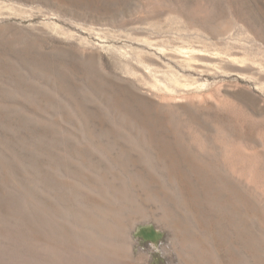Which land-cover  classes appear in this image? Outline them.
<instances>
[{
	"label": "rangeland",
	"instance_id": "obj_1",
	"mask_svg": "<svg viewBox=\"0 0 264 264\" xmlns=\"http://www.w3.org/2000/svg\"><path fill=\"white\" fill-rule=\"evenodd\" d=\"M0 65V264H264V0H0Z\"/></svg>",
	"mask_w": 264,
	"mask_h": 264
},
{
	"label": "bare ground",
	"instance_id": "obj_2",
	"mask_svg": "<svg viewBox=\"0 0 264 264\" xmlns=\"http://www.w3.org/2000/svg\"><path fill=\"white\" fill-rule=\"evenodd\" d=\"M53 14V13H52ZM51 14V15H52ZM44 18V17H43ZM53 21V20H52ZM48 22V21H47ZM51 22V21H50ZM54 22V21H53ZM55 23V22H54ZM52 24V23H51ZM35 35V34H34ZM15 38V37H14ZM75 38V37H74ZM9 39V38H8ZM7 39V40H8ZM17 39V38H16ZM48 40V39H47ZM20 42V41H19ZM44 42V41H43ZM17 43V42H16ZM33 43V42H32ZM45 43V42H44ZM148 43V42H147ZM23 44V43H22ZM154 44V43H153ZM40 45H41V43H40ZM16 46V45H15ZM192 47V46H191ZM191 47H187V48H189V49H187L186 47V49L185 48H182V49H185V50H179L178 49V52H179V54H181L179 57L181 58V59H183V63L184 62H186V63H190V61H192V60H194V59H196V58H199V55L197 54V53H195L194 51L196 50V49H192ZM129 48V47H128ZM137 48V47H136ZM42 50V49H41ZM128 50V49H127ZM162 50V49H161ZM67 51V50H66ZM156 51V50H155ZM155 51H150L152 54H154L153 56L155 57V58H164V57H162V55H160V54H164L165 56H167L164 52H162V51H160L159 50V54L158 53H156ZM197 51V50H196ZM64 52V51H63ZM148 52V51H147ZM149 52V53H150ZM177 52V51H176ZM175 52V53H176ZM122 53V52H121ZM26 55V54H25ZM133 55V54H132ZM27 56V55H26ZM143 56V55H142ZM219 56V55H218ZM220 56H221V54H220ZM201 57V56H200ZM205 57V56H204ZM202 58V57H201ZM137 59V58H136ZM142 59V58H141ZM223 59V58H222ZM13 60V59H12ZM53 60V59H52ZM154 60V59H153ZM156 60H158V59H156ZM163 60V59H162ZM162 60L160 61V60H158V62L160 61V62H162ZM234 60V59H233ZM237 60V59H236ZM245 60V59H244ZM34 61V60H33ZM67 61V60H66ZM166 62H164L163 61V63H165V66L164 67H167V68H169L170 67V65H172L171 63L169 64L168 62L169 61H167V60H165ZM199 61H201V59L199 60ZM213 61V60H212ZM53 62V61H52ZM154 62V61H153ZM202 62V61H201ZM219 62V61H218ZM232 62V61H231ZM241 62V61H240ZM30 63V62H29ZM144 63V62H143ZM163 63H161V64H163ZM168 63V64H167ZM186 63H185V65H186ZM194 63V62H193ZM11 64V63H10ZM15 64V63H14ZM14 64H13V66H14ZM59 64V63H58ZM153 64V63H152ZM192 64V63H191ZM195 64V63H194ZM155 65H156V63H155ZM160 65V64H159ZM184 65V64H183ZM1 66V65H0ZM5 66H7V65H5ZM140 66V65H139ZM149 65H147L146 64V66H145V68H148L147 70H149L150 72H151V77H152V80L150 81V83H151V86L152 87H154V88H156V89H158L157 91H163L164 93H162V94H160L159 92V94L157 93V94H154V95H156V96H158L157 98H158V100L160 101V104H161V102L162 101H164L163 99H165L166 98V95L169 93V94H172V92H176V86H185L186 85V83H182L181 84V82L179 83V81H178V76H179V74H178V76H176L177 74H174L173 72H174V70H169V71H166V72H163V73H165V75L164 76H160V77H158V73L156 74L155 72L157 71L156 69H151V67H148ZM187 66V65H186ZM190 65L188 64V67H189ZM196 66V65H195ZM15 67H16V65H15ZM153 67V66H152ZM156 67V66H155ZM159 67V66H158ZM191 67H194V65L193 66H191ZM198 67V66H197ZM244 67V66H243ZM13 68V67H12ZM11 68V69H12ZM128 68V67H127ZM171 68V67H170ZM174 67H172V69H173ZM200 68H201V66H200ZM129 69V68H128ZM165 69V68H164ZM176 69V68H175ZM184 69V68H183ZM226 69V68H225ZM17 70V69H16ZM19 70V69H18ZM140 70V69H139ZM145 70V69H144ZM146 70V71H147ZM25 71V70H24ZM42 71V70H41ZM131 71V70H130ZM133 71V70H132ZM179 71V70H178ZM20 72V71H19ZM40 72V71H39ZM47 72V71H46ZM134 72V71H133ZM49 73V72H48ZM149 73V72H148ZM55 75V74H54ZM62 75V74H61ZM65 75V74H64ZM68 75H69V73H68ZM136 75V74H135ZM31 76V75H30ZM137 76V75H136ZM27 77V76H26ZM66 77V76H65ZM143 77V76H142ZM141 77V78H142ZM149 77V76H148ZM181 77V76H180ZM190 77V76H189ZM62 79H63V77H62ZM148 79V78H147ZM180 79V78H179ZM198 80V79H197ZM200 80V79H199ZM145 81V80H144ZM147 81V80H146ZM193 82V81H192ZM7 83V82H6ZM51 83V82H50ZM76 83V82H75ZM145 83V82H144ZM143 83V84H144ZM193 84V83H192ZM192 84H189V82H188V85L190 86V85H192ZM204 84L205 83H203L202 85L204 86ZM56 85V84H55ZM193 85H195V83L193 84ZM192 85V86H193ZM201 85V84H200ZM201 85V86H202ZM41 86V85H40ZM138 86V85H137ZM146 86V85H145ZM148 86V85H147ZM192 86H190V87H192ZM202 86V87H203ZM39 87V86H38ZM150 87V86H149ZM195 87V86H194ZM197 87V86H196ZM32 88H34V87H32ZM43 88V87H42ZM180 88H182V87H180ZM186 88V87H185ZM197 88H199V87H197ZM179 89V88H178ZM200 89V88H199ZM204 89V88H203ZM22 90V89H21ZM8 91V90H7ZM6 91V92H7ZM52 91V90H51ZM66 91V90H65ZM156 91V90H155ZM30 92V91H29ZM166 92H167V94H166ZM25 93V92H24ZM146 93V92H145ZM185 93V92H184ZM183 93V94H184ZM14 94V93H13ZM22 94V93H21ZM37 94H39V93H37ZM104 94V93H103ZM127 94V93H126ZM149 95V94H148ZM175 95V94H174ZM177 95H179L178 93H177ZM8 96V95H7ZM49 96V95H48ZM53 96V95H52ZM186 96V95H185ZM188 96V95H187ZM20 97V96H19ZM24 97V96H23ZM54 97V96H53ZM102 97V96H101ZM171 97V96H170ZM169 96H168V99L170 98ZM184 97V96H183ZM18 98V97H17ZM136 98V97H135ZM175 98V97H174ZM22 99V98H21ZM55 99V98H54ZM167 99V98H166ZM9 100H11V99H9ZM13 100V99H12ZM22 100H24V99H22ZM112 100V99H111ZM110 100V101H111ZM125 100V99H124ZM48 101V100H47ZM127 101V100H126ZM138 101V100H137ZM39 102V101H38ZM50 102V101H49ZM136 102V101H135ZM14 103V102H13ZM12 103V104H13ZM15 103H17V102H15ZM19 103V102H18ZM62 103V102H61ZM164 103V102H163ZM166 103H167V101H166ZM64 104V103H63ZM165 104V103H164ZM65 105H66V103H65ZM135 105H136V103H135ZM139 106V105H138ZM36 108V107H35ZM112 109V108H111ZM130 109V108H129ZM113 110V109H112ZM6 112V111H5ZM32 116V115H31ZM30 118V117H29ZM127 118V117H126ZM37 119V118H36ZM39 119H41V118H39ZM61 119V118H60ZM130 119V118H129ZM43 120V119H42ZM52 120V119H51ZM126 121V120H125ZM37 122V121H36ZM59 129V128H58ZM62 131V130H61ZM31 135V134H30ZM157 138V137H156ZM153 139V138H152ZM162 139V138H161ZM129 140V139H128ZM126 141V140H125ZM132 141V140H131ZM134 141V140H133ZM148 141V140H147ZM183 141V140H182ZM180 142V141H179ZM135 143V142H134ZM91 146V145H90ZM131 146V145H130ZM132 147H133V145H132ZM102 148V147H101ZM179 150V149H178ZM104 151V150H103ZM102 151V152H103ZM149 151V150H148ZM52 153V152H51ZM117 153V152H116ZM146 153V152H145ZM170 153V152H169ZM105 154V153H104ZM123 154V153H122ZM138 155V154H137ZM140 155V154H139ZM142 155V154H141ZM169 155V154H168ZM103 155H101V157H102ZM143 156V155H142ZM150 156V155H149ZM186 156V155H185ZM117 157V156H116ZM115 157V158H116ZM186 158V157H185ZM73 159V158H72ZM105 159V158H104ZM152 160V159H151ZM199 160V159H198ZM197 160V161H198ZM203 160V159H202ZM187 161H189V160H187ZM108 162V161H107ZM110 162V161H109ZM133 162V161H132ZM131 162V163H132ZM195 162V161H194ZM193 162V163H194ZM203 162V161H202ZM142 163V162H141ZM145 163V162H144ZM118 164V163H117ZM137 164V163H136ZM149 164V163H148ZM190 164V163H189ZM197 164V163H196ZM116 165V164H115ZM173 165V164H172ZM141 166V165H140ZM139 166V167H140ZM184 166H186V165H184ZM205 166V165H204ZM158 167V166H157ZM105 168V167H104ZM170 168V167H169ZM178 168V167H177ZM142 169V166H141V168L139 169V170H141ZM151 169V168H150ZM149 169V170H150ZM173 169V168H172ZM190 169V168H189ZM106 170H107V168H106ZM155 170V169H154ZM167 170V169H166ZM151 171V170H150ZM156 171V170H155ZM214 171V170H213ZM113 172V171H112ZM143 172V171H142ZM152 172V171H151ZM150 172V173H151ZM157 172V171H156ZM111 174V173H110ZM132 174V173H131ZM135 176V175H134ZM133 176V177H134ZM139 177H140V175H139ZM143 180H144V178H143ZM186 180H188V179H186ZM207 181V180H206ZM104 182V181H103ZM102 182V183H103ZM106 183V182H105ZM163 183V182H162ZM104 187V186H103ZM109 187H110V185H109ZM121 187V186H120ZM70 190V189H69ZM118 190V189H117ZM117 190L115 191V192H117ZM121 192H123V191H121ZM118 193H119V191H118ZM115 194V193H114ZM113 194V195H114ZM119 195V194H118ZM118 195L116 196V194H115V196H116V198L115 199H119L120 197H121V195L119 196V198H118ZM124 194H122V196H123ZM105 196H106V194H105ZM100 197V196H99ZM85 199V198H84ZM94 199V198H93ZM132 200V199H131ZM135 201V200H134ZM104 201H102V203H103ZM97 203V202H96ZM95 203V204H96ZM105 203V202H104ZM122 203V202H121ZM118 204V203H117ZM10 205V204H9ZM126 205V204H125ZM124 205V206H125ZM79 206V205H78ZM100 206V204L98 205V203H97V209H98V207ZM102 207V206H101ZM110 208V207H109ZM186 208V207H185ZM103 209V208H102ZM166 209V208H165ZM174 209V208H173ZM172 209V210H173ZM167 210V209H166ZM165 210V211H166ZM178 211H179V209H177ZM121 211V210H120ZM174 211H175V209H174ZM117 212V211H116ZM170 212H172V211H170ZM177 212V211H176ZM180 212V211H179ZM103 213V215H101V217H106V213H107V211L105 210V211H103L102 212ZM112 213V212H111ZM148 213V212H147ZM167 213V212H166ZM181 213V212H180ZM100 214V213H99ZM224 214V213H223ZM165 215V214H164ZM177 215V214H176ZM182 215V214H181ZM87 216V215H86ZM93 216V215H92ZM161 216V215H160ZM172 216V215H171ZM88 217H90V216H88ZM168 217V216H167ZM153 218V217H152ZM157 218H158V216H157ZM157 218H156V220H157ZM160 218V217H159ZM179 218V217H178ZM155 219V218H154ZM90 220H91V218H90ZM92 220H94V225L96 224L97 226H99V227H101V223H100V221H98V219H96V218H94V219H92ZM113 220V219H112ZM171 220V219H170ZM181 219H178V221H180ZM184 220V219H183ZM159 221V220H158ZM160 221L162 222L163 221V218H160ZM172 221V220H171ZM178 221H176V224L178 223ZM186 221V220H185ZM184 221V222H185ZM70 222V221H69ZM102 222H104V221H102ZM105 223V222H104ZM158 223V222H157ZM164 223V222H163ZM111 224V223H110ZM115 224V223H114ZM117 224V223H116ZM160 224V223H159ZM173 224V223H172ZM195 224V223H194ZM193 224V225H194ZM103 225V230H104V232L105 233H112L113 232V227H112V225H108V224H102ZM168 225V224H167ZM174 225V224H173ZM115 226V225H114ZM116 226H118V224L116 225ZM176 226V225H175ZM169 227H173L172 225L171 226H169ZM213 227V226H212ZM118 228L120 229V230H118L119 232H120V237H121V239H122V236H124V234H125V232H124V228H121V225L120 226H118ZM182 228V227H181ZM180 228V229H181ZM170 230H171V228H169ZM185 230V229H184ZM119 232H117L118 234H119ZM123 232H124V234H123ZM196 232V231H195ZM219 232H221V231H219ZM97 233H98V230H97ZM193 233V232H192ZM223 233V232H222ZM99 234V233H98ZM101 235V234H100ZM221 235V234H220ZM228 235V234H227ZM119 236V235H118ZM96 237V236H95ZM102 238V237H101ZM221 238V237H220ZM219 238V239H220ZM223 238V237H222ZM226 238V237H225ZM201 239V238H200ZM228 239V238H227ZM118 240V239H117ZM223 240V239H222ZM97 241V240H96ZM199 241V240H198ZM197 241V242H198ZM185 242V241H184ZM98 243V242H97ZM81 244V243H80ZM108 244V243H107ZM183 244V243H182ZM201 244V243H200ZM226 244V243H225ZM184 245V244H183ZM46 246V245H45ZM54 246V245H53ZM176 246V245H175ZM113 247L115 248V249H130L129 248V246L127 245V243L125 242V240L123 239V240H119L117 243H115V245H113ZM211 247H212V245H211ZM54 248V247H53ZM108 248V247H107ZM111 248V247H110ZM178 248V247H177ZM231 248V247H230ZM47 249V248H46ZM45 249V250H46ZM49 249V248H48ZM54 250V249H53ZM206 250V249H205ZM228 250V249H227ZM232 250V249H231ZM55 251V250H54ZM238 251V250H237ZM53 252V251H52ZM51 252V253H52ZM177 252H179V251H177ZM218 252V251H217ZM226 252V251H225ZM233 251H231L230 252V254L232 253ZM235 252V251H234ZM56 253V252H55ZM193 252H191V254H192ZM206 253V252H205ZM221 253V252H220ZM54 254V253H53ZM182 254V253H181ZM180 254V255H181ZM203 254V253H202ZM208 254H210V253H208ZM236 254V253H235ZM41 255V254H40ZM55 255V254H54ZM199 255H201V254H199ZM198 254L196 255V260H198V261H200L201 260V258H200V256H199ZM222 255V254H221ZM225 255V254H224ZM224 255H223V257H224ZM234 255V254H233ZM240 255V254H239ZM46 256V255H45ZM190 256V255H189ZM212 256V255H211ZM236 256V255H235ZM36 257V256H35ZM40 257H42V256H40ZM44 257V256H43ZM71 257V256H70ZM203 257V256H202ZM232 257H234V256H232ZM242 257V256H241ZM31 258V257H30ZM54 258V257H53ZM243 258V257H242ZM242 258H240L241 259V261H243L242 260ZM245 258V257H244ZM99 259V258H98ZM194 259V258H193ZM215 259V258H214ZM31 260H32V258H31ZM68 260V259H67ZM106 260V259H105ZM226 260V262L228 263V261H227V258L225 259ZM195 261V260H194ZM220 261H222V257H221V259H220ZM108 262V261H107ZM212 262V261H211ZM245 262H247V261H245ZM36 263V262H35ZM34 263V264H35ZM45 263V262H44ZM172 263V262H171ZM197 264H198V262H196ZM203 263H204V261H203ZM215 263V262H214ZM221 263V262H220ZM19 264V263H18ZM177 264H179V262L177 263ZM192 264H193V261H192ZM202 264V263H201ZM222 264V263H221ZM229 264H236V261H234L233 260V258H231L230 257V261H229Z\"/></svg>",
	"mask_w": 264,
	"mask_h": 264
}]
</instances>
